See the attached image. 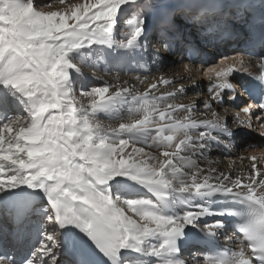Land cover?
I'll return each mask as SVG.
<instances>
[{"label":"snow or ice","instance_id":"obj_1","mask_svg":"<svg viewBox=\"0 0 264 264\" xmlns=\"http://www.w3.org/2000/svg\"><path fill=\"white\" fill-rule=\"evenodd\" d=\"M59 5L0 0V209L16 222L0 230V264H95L90 253L99 264H264V12L252 25L260 51L250 49L247 61L258 73L225 56L233 63L204 70L202 101L179 103L202 82L194 61L187 75L161 71L183 51L170 40L150 56L159 76L107 81L95 71L97 52L106 67L143 60L152 19L173 26L168 5ZM85 69L103 85L86 88ZM238 71L253 77L239 85L248 100L229 79ZM226 105L240 111L221 116L216 108ZM249 131L259 143H237ZM233 146L262 151L218 167L212 149L230 157ZM220 235L222 252L192 251L194 239L215 245Z\"/></svg>","mask_w":264,"mask_h":264},{"label":"bare ground","instance_id":"obj_2","mask_svg":"<svg viewBox=\"0 0 264 264\" xmlns=\"http://www.w3.org/2000/svg\"><path fill=\"white\" fill-rule=\"evenodd\" d=\"M73 2H79V0H73ZM156 3L159 2V0H155ZM53 4L56 7H60L59 5V0H53ZM202 21V20H201ZM200 21V22H201ZM177 24L179 25V29L181 30V32H183L184 34L186 32H189V37H185L183 35V38L181 40H176L173 41L175 43V48L177 49H182L183 51H180L178 55H176L175 57L172 58H166V62H165V66H163L161 68V71H163L167 76L171 77L172 75H187V73L184 72V65L185 64H189L191 62H195L192 64V68H193V75L194 78L197 81L202 82V86L197 88L194 91H189L187 93L186 96H182L178 99L177 102L179 103H188L190 101H195V102H201L203 99V96L206 94V90H207V77L203 74L204 70L209 67V66H215L216 64H226V63H232L233 61L231 59L228 60H224L223 58L225 56L231 58V57H238L241 58L243 57L245 60V66L249 67L247 64V61L249 59H247L245 56L237 53V52H226L223 55L220 54H216V51L214 49H211L210 46H205V45H201L203 50L208 51L209 53L212 54H216V56H214L212 58V60L214 61V63L212 65H202L199 61H201L200 59H194V60H189L186 57L185 54V47L187 44H191L192 40L194 42H197L198 44H200V42L197 40V37L202 36V33L200 31H198V27L196 25V22L192 19V17L190 16H184L181 20H179L177 22ZM165 29V27H164ZM162 28H158V25L156 24L155 21H152V31L149 33L150 38L157 40V42L151 46H149L148 52L145 53L143 60H139V62L137 61H132L130 63L125 64L122 68L121 67H114V66H108L106 67V57L104 55L103 52H97L95 55V59L97 62V69H95L97 75L99 76H103L104 80L107 81H112L113 77L119 75L120 79L123 80H130L135 82V77L136 76H159L160 75V71H157V66H153L150 64V56L151 54L156 51L159 47H160V41L163 39V34H162ZM158 43V44H157ZM146 62H148L146 64ZM254 60H252V64H253ZM85 79L82 81V83L84 84V86L86 88H90L92 86H102L104 83V80H97L92 76V69H85ZM186 84H190L191 81H185ZM138 87L141 88V90H143V88L145 86H141L138 85ZM77 95L79 96V93L77 92ZM242 100H244L243 98H241ZM244 104H240V107H242ZM225 109H227L228 112V119H231L236 112L240 111V108L231 106V105H226L225 108H216V111L221 115L224 116L225 114ZM183 115V114H181ZM241 116H243V113H241ZM209 118H211L209 116ZM102 120H104L105 123H110L111 121L107 120L104 117H101ZM253 121H255L253 119ZM247 133V132H246ZM252 134V138L244 141H238L237 143L239 144H244V146L246 147L247 145L245 144V142L247 143H259V140L256 136L255 133H251L250 131L248 132V135ZM262 149L261 148H256V149H248L247 153H245L244 148L241 147H235L233 146L232 148V155L229 157L228 153L225 152L223 149H221L220 147H214L212 149V152L210 153V156L212 159L214 160H219L220 164L218 165V167L227 169V166L230 165L233 161H236V164L239 165L240 161L237 160V156H242V155H259L261 153ZM249 162L245 161L244 164L245 166L248 165ZM201 166H204V164L202 163ZM9 221H10V217H5L4 212L2 209H0V230H5V231H10V226H9ZM200 255V254H199ZM201 256V255H200Z\"/></svg>","mask_w":264,"mask_h":264},{"label":"rangeland","instance_id":"obj_3","mask_svg":"<svg viewBox=\"0 0 264 264\" xmlns=\"http://www.w3.org/2000/svg\"><path fill=\"white\" fill-rule=\"evenodd\" d=\"M166 58H172V57H166ZM251 138H252V134L251 135L250 134L248 135V132H247V134L243 138L241 137L240 141L241 142H242V140L247 141V140H249ZM129 215H131V212H129Z\"/></svg>","mask_w":264,"mask_h":264}]
</instances>
